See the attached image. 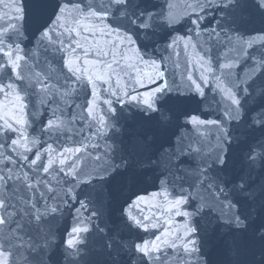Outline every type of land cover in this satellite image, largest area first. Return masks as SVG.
<instances>
[{
  "label": "snow or ice",
  "instance_id": "1",
  "mask_svg": "<svg viewBox=\"0 0 264 264\" xmlns=\"http://www.w3.org/2000/svg\"><path fill=\"white\" fill-rule=\"evenodd\" d=\"M187 7L0 0V264H264V0Z\"/></svg>",
  "mask_w": 264,
  "mask_h": 264
},
{
  "label": "water",
  "instance_id": "2",
  "mask_svg": "<svg viewBox=\"0 0 264 264\" xmlns=\"http://www.w3.org/2000/svg\"><path fill=\"white\" fill-rule=\"evenodd\" d=\"M158 2H163V0H158ZM168 2L172 5V10L180 15V14H184L185 12L189 11L188 9V5L193 3V0H168ZM213 22V16L211 14L208 15L207 19L205 20L204 24L205 26H209L210 23ZM259 25H257L258 27ZM181 32H183V28H181ZM173 59H177L176 57H173ZM179 60L181 62V68L176 70L178 72L183 71L184 70V63L185 61H193V54L191 52V49H189V52L186 54H182L179 57ZM169 68L171 70L172 66L169 65ZM33 71H41V67H36L33 69ZM193 71L195 72V69H193ZM0 101L3 102V104L7 105L8 101L4 100L3 97H0ZM50 116V112L45 111L43 116L41 117L43 120H47ZM36 131H33V129H29V131L33 134V135H37L38 134V129H39V125L35 124L33 126ZM79 127V125L77 126ZM89 134V131L87 129V127L84 128V134L83 136H76L77 140H81L84 138V136H87ZM103 143V141H101V144ZM67 146H72L71 141L68 142ZM89 151H92L91 149ZM88 157V153H83L82 155V163L86 164L88 167H92L94 166V161L90 160L87 158ZM157 190V183L155 181V177L154 174L152 172H146L144 173L141 177H139L135 182L134 185L131 189V191L126 192L125 195L129 196L132 195L133 193H138V194H147L150 195L152 192ZM74 225V220H73V212L69 211V210H65L63 216H61L56 224L54 225L55 230L58 233V240L65 238V235L68 231H70L71 227ZM61 251H63V249H61ZM100 251V242H99V238L96 237L95 235L91 236L87 242V253L88 255L85 257L84 260L81 261V264H90L91 260H94V254ZM61 264H68L67 261H64L63 258L61 259Z\"/></svg>",
  "mask_w": 264,
  "mask_h": 264
}]
</instances>
